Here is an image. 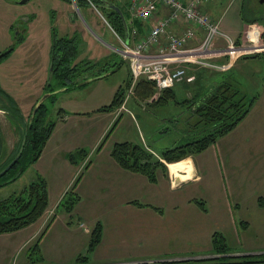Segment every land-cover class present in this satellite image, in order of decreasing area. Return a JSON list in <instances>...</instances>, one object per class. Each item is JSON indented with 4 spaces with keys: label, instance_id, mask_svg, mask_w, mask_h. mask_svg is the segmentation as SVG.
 <instances>
[{
    "label": "crops",
    "instance_id": "0c3cea01",
    "mask_svg": "<svg viewBox=\"0 0 264 264\" xmlns=\"http://www.w3.org/2000/svg\"><path fill=\"white\" fill-rule=\"evenodd\" d=\"M123 8L129 29L127 42L125 37H119L108 26L114 38L108 43L103 42L104 48L97 47L96 56H90L86 51L88 43L84 35L82 40L85 50L83 48L80 55V45L75 41V61L91 62L95 66L77 72L72 87H53V93L60 94L59 108L62 111L57 113L54 126L38 158L30 164L33 178L40 175L45 180L47 205L30 224L0 233V264H10L14 254L28 250L30 252L26 257L24 255L19 261V264H26L32 257L31 247L35 243L42 264H71L78 254L85 253L92 229L97 223L101 225V236L88 254L87 264H158L171 260L241 255L264 249L248 238L264 232V70L258 67L253 71L256 80L249 81L248 86L254 100L249 111L233 129L200 152L166 162L161 157L162 150L177 145V141L164 142L161 144L162 149L156 150L153 147L155 139L145 136L136 112L146 111L147 115L143 116L155 118V132H160V126L169 119L167 109L163 115H160L161 112H152L148 101L143 105L134 100L135 96L127 97L124 92L119 106L105 111L98 110L108 105L114 93L123 87L129 76L131 78L127 66L120 61L127 59L119 53L117 41L132 45L148 31L150 25L140 20L130 22L128 3ZM216 8V0L202 3V9L218 21L213 15ZM70 11H73L71 6L65 7L64 13L53 11V15L62 21L64 16L68 19L67 22L57 23L59 28L61 24L65 27L66 23L72 21ZM165 11L161 10L159 15ZM93 21L98 26L96 20ZM255 25L261 29L264 40V27L253 18L247 19L236 29H230V38L234 42L244 43L247 30ZM181 27L178 24L171 25L175 31ZM201 37L202 32L198 30L195 41H200ZM224 43L221 37L215 40L218 46ZM109 51H113L116 56L111 52L109 54ZM261 53L246 59L262 57L264 61V52ZM106 55L110 56L104 62L101 58ZM114 57L120 59V62L114 61ZM227 59V56L215 58L217 62H225ZM112 62L114 67L110 65ZM50 63L51 56L49 66ZM121 65L126 66V75L121 81L103 82L106 86L102 89L94 86L97 84L93 83L107 81L114 69ZM104 66L109 69H104ZM98 68L102 70L98 71ZM194 68L215 74L206 84L207 87L217 78L211 88L204 87L205 91L201 88L197 94L213 89L221 80L226 79H220L218 75L228 70L201 66ZM44 69L40 72H44ZM240 75L245 76V73ZM199 77L196 73L192 82L181 81L175 85L184 83V89L180 90L188 92L187 87L193 89ZM89 87V94L84 93L83 90ZM242 92L247 96L244 89ZM137 126L142 131L135 137L130 132ZM164 132L162 128L160 133H167ZM120 141L141 144L164 163V168L156 170L154 181L142 173L118 165L110 155V150L115 142ZM79 149L83 155L76 154V161L71 162L68 154ZM173 163L180 164L172 169L170 166ZM69 192L75 193L78 198L71 211L67 212L60 203ZM198 200L203 202L204 209L197 203ZM214 232L224 236L228 247L231 243L237 248L229 247L230 252L225 254L214 253L211 245ZM243 239L247 245H242ZM242 247L244 249H240ZM258 252L264 253V250Z\"/></svg>",
    "mask_w": 264,
    "mask_h": 264
},
{
    "label": "rangeland",
    "instance_id": "374dc122",
    "mask_svg": "<svg viewBox=\"0 0 264 264\" xmlns=\"http://www.w3.org/2000/svg\"><path fill=\"white\" fill-rule=\"evenodd\" d=\"M108 1L113 4H118V6L120 7H125L128 3L129 10L127 9V11L130 14V0ZM206 1L208 0H205V2ZM216 2L217 8L216 10H214L213 15L219 21L218 27L220 28V30L224 31V33L226 32L229 37L232 36L230 29H236L237 27L243 25V23L247 19L253 18L264 27V0H216ZM67 3L73 10L69 12L72 21L66 23L65 27L63 24H61L62 27L59 28L57 23L67 22L66 20L68 19L64 16V20L62 21V19H60L57 15H53V11L55 12L56 10H58L59 12L64 13L65 7L70 8V6L68 7ZM107 12H109V10L104 9V11H102L100 8H97L88 0L86 1L85 6L81 8L77 7L76 0H70L69 2H66L64 0H28L25 3H20L19 0H0V53L12 47V50L7 52V54H5V56L0 59V87L15 99L22 115L25 118L29 115L32 106L33 104H35L37 99L40 96L47 94V83L50 82L52 86H55V81L52 77L50 79L49 72L51 66V63L49 66V62L52 53V41L54 37L57 38L56 45L60 48L58 49L57 53L60 54L62 52V48L67 40L73 39L74 43L75 41H78L80 45L78 51V55H80V51L83 50V48L85 50V46L83 45L82 40V35H84L85 40L88 43L86 51L90 56H96L97 47L104 48L102 43H108L114 38L108 29V27H112L105 17V14ZM90 14H92V17H94V19L98 23V26L95 24V22L93 21L94 19L90 16ZM133 21L135 22V20ZM73 23L76 24V26L73 25ZM80 28H82L83 31ZM253 28H257V31L259 32V36L257 35L259 44L264 45V40H262L260 32L261 29L256 25L253 26ZM112 31L114 30L112 29ZM227 31H229L230 34ZM249 37L256 39V32L254 31L253 35H250ZM237 43L239 42L237 41ZM243 44L249 45L250 43L245 40ZM117 46L119 49H121L123 44L117 41ZM110 52L112 55L116 56L113 51H109V54ZM261 52H264V49L257 52H252L250 54H242L238 56L237 58L239 59L236 60L237 58H235L236 61L230 64L228 70L219 73L218 76L220 77V79L226 78V80H230L231 82H233L238 87L241 93H244L242 92L244 89L247 97L250 98L252 94L251 88H249L248 86V82L251 80H256V77H254L256 74L253 73L256 68L259 67L264 70V61L261 59L262 57L258 58V56H256V58L258 59L247 60L246 58L255 54H259ZM108 56L110 55L104 56L103 58H101V60L105 62V59H108ZM119 60L120 59H115L114 57V61ZM69 61L72 64H77L79 68L85 66L84 63H79L74 59H70ZM120 61H123L125 63L130 72V65L128 60L123 59ZM110 65L114 67L113 62ZM125 65H121L120 68H115L114 72L110 74V77L107 81L93 83L97 84L94 86L103 88L104 86H106V82L119 80L121 81L126 75ZM44 68H46L47 70L45 71ZM43 69L44 72H40V70L42 71ZM104 69L107 70L109 69V67L104 66ZM98 70H101V68H98ZM185 70L187 74H194L195 76V74L197 73V76H200V79H196V81H198V84L193 89L187 87L188 92L186 90L184 92H181L180 90L182 88L184 89V83L175 85L172 88L173 97L167 101V105H165V103L163 102L158 101V97L161 94V91L157 90L155 87L150 86L151 84L144 81L143 78L138 77L137 79L132 80L129 76L128 79L130 81L129 84H127L128 86L125 83L123 84V86H127L124 90L127 97L135 96L134 100H136L138 103H143V105L148 101V105H150V110L152 112H161L160 115H163L165 114V109L168 110L167 118L169 119L167 120V122H164L160 126L161 130H159L162 133V128H164L165 132H167L166 134L155 132L157 120L155 118H150L149 116H143L147 115L145 113L146 111L136 112L138 123L139 125H141V129L144 131L145 136H149L151 140L155 139V141L153 142V147L156 150H161V147H163L161 146V144L164 142L171 143L173 141H177V143H179V140L183 137V135L191 134L192 132L197 131L200 128L201 122L198 121L199 116L193 113L190 103H193V101L195 102L197 98L202 95L197 94L199 93V90L201 88V90H204L205 88H211L214 83L217 82L216 78L214 79L215 82L212 81L211 84L209 83L210 87H207L208 85L206 86V84H208V82L211 81L213 79V76L215 75L212 71L202 69L197 70L196 68H186ZM187 71H189L190 73H188ZM243 72L245 73V76L240 75ZM88 90H90V87L84 89L83 92L85 93ZM86 94H89V92H87ZM55 95V101H50L48 96L44 99V103L46 104L47 109H45L42 117L44 116L47 120H53L57 117V111L60 107L61 100L60 94ZM14 96H16V98ZM131 98L132 97H130V100ZM173 98L175 99V101ZM0 128L6 147V152H9L13 148L15 142L18 140L19 133L11 125L6 113L2 109H0ZM146 129L148 131H146ZM142 130H140V128L137 126L130 133L131 135L136 137L138 132ZM34 178L31 174V167L29 165L27 169L23 171V173L16 179L6 184L0 185V199L20 192L22 188L30 181H33ZM246 234L247 233H245V237ZM248 238L250 239V242L255 241L257 245H262L264 247V232ZM229 245L231 249L237 248L236 246H234V244L229 243ZM242 245H247L246 240L243 239ZM240 249L244 248L242 247ZM263 250L264 249L254 250L255 252H246L245 254L255 256L263 254L261 252H258ZM29 252L28 250H25L21 253L18 252L14 254V256L10 260V264H19V261L23 259L24 255L26 257L27 253ZM31 256L32 257L26 264H42L41 262L32 260L35 256ZM87 263L88 260L86 263L76 264Z\"/></svg>",
    "mask_w": 264,
    "mask_h": 264
},
{
    "label": "trees",
    "instance_id": "16d2710c",
    "mask_svg": "<svg viewBox=\"0 0 264 264\" xmlns=\"http://www.w3.org/2000/svg\"><path fill=\"white\" fill-rule=\"evenodd\" d=\"M64 1L69 2L70 0ZM86 1L87 0H76L77 7L81 8L85 6ZM88 1L97 8H100L102 11H104V9L109 10V12L105 14L107 21L110 23L116 34L119 37L124 38L126 31L124 23L119 13L107 6L106 2H108V0ZM115 6L119 8L123 18L126 20L123 6L120 7L118 4H115ZM127 31L129 33L128 27ZM56 41L57 38L54 37L52 41L51 67L49 72L55 81V85H59L58 87L69 88V85H71V87L72 85H75L74 76L77 72L93 69L95 63L87 61L81 62L84 63L85 66L79 68L77 64H72L69 61L70 59L75 60L74 57L76 47L74 40H67L60 54L57 53L60 48L56 45ZM10 50H12V47L8 48L4 52H1L0 59ZM140 78H143L144 81L151 84L150 86L155 87L153 82L146 80L144 77ZM129 81L130 80H127L125 84H129ZM126 85L120 87L114 93L113 98L108 105L101 106L98 110L105 111L119 106L124 97V90L128 86ZM53 87L54 86H52L50 82L46 85L50 101H53L55 98ZM172 94L173 92L171 87L165 88L161 90L158 101L166 103L173 97ZM0 97V109L4 110L9 122L19 133V138L15 142L13 148L9 152H6L0 128V170L15 156L20 146L21 138L23 134L26 133L25 144L19 158L15 164L0 177V185H3L16 179L38 158L54 126L55 119L47 120L44 116L42 117L45 109H47L46 104L44 103L45 101L40 103L33 114L30 111L29 115L25 118L22 115L15 99L1 87ZM253 100L254 96L248 98L240 92L238 87L233 82L226 79L221 80L213 87V89L206 91L200 95L195 102L193 101V103H190L193 113L199 116L198 121L201 122L200 128L191 134L183 135V139L181 138L177 145L162 150L161 157L166 162H173L205 149L218 137L226 134L237 125V123L249 111ZM59 111H62V109L59 108L57 112ZM79 153L83 155L81 149L69 153V160L71 162H75L76 154ZM110 155L122 168L142 173L151 181L155 180L156 170L158 168L165 167L164 163L156 158L143 145L130 141L115 142L111 147ZM77 198L78 196L75 193L69 192L65 194L61 200L60 206L69 212L71 211L74 203L77 201ZM197 203L202 207L204 206L203 202L200 200H198ZM46 205V183L43 177L37 175L34 180L25 185L20 192L0 199V233L17 230L35 221L44 211ZM100 236L101 225L97 223L92 229L85 253L78 254L72 264L86 263L88 260V254L99 242ZM211 245L214 253L225 254L230 252L224 236L219 232L213 233ZM37 249V243H35L34 246L31 247L32 252L30 255L35 256L32 260L40 262L42 257L38 253ZM261 262H264V253L255 256H251L250 254H241L217 256L210 259L171 260L162 261L158 264H251Z\"/></svg>",
    "mask_w": 264,
    "mask_h": 264
},
{
    "label": "built area",
    "instance_id": "2783aa9c",
    "mask_svg": "<svg viewBox=\"0 0 264 264\" xmlns=\"http://www.w3.org/2000/svg\"><path fill=\"white\" fill-rule=\"evenodd\" d=\"M204 1L130 0L129 21L140 20L150 24L142 37L132 45L122 41L123 46L119 49L129 62L132 80L144 77L161 91L181 81L192 82L195 76L187 74L186 68L201 66L223 71L228 69L238 56L264 49L257 36L256 39L249 37L250 33L257 31L253 27L246 32L249 45L235 43L220 30L218 21L202 9ZM163 9L166 11L159 15ZM173 24L182 27L175 31L171 29ZM198 30H201L202 37L196 42ZM258 33L257 31L259 36ZM218 37L224 39V45L215 44ZM221 56H227L228 59L225 62H217L215 58Z\"/></svg>",
    "mask_w": 264,
    "mask_h": 264
},
{
    "label": "water",
    "instance_id": "95a60500",
    "mask_svg": "<svg viewBox=\"0 0 264 264\" xmlns=\"http://www.w3.org/2000/svg\"><path fill=\"white\" fill-rule=\"evenodd\" d=\"M28 0H19V2L20 3H25V2H27ZM107 3V6L109 7V8H112V9H114L115 11H117L118 13H119V15H120V17H121V19H122V21H123V23H124V26H125V42H127V40H128V31H127V25H126V21H125V19L123 18V15L121 14V12H120V10H119V8L118 7H116L115 5H113L111 2H106ZM49 95V93H47V94H44L43 96H40L38 99H37V101L35 102V104H34V106H33V108H32V110H31V113L33 114L34 112H35V110H36V108L40 105V103L41 102H43L44 101V99H45V97H47ZM25 140H26V133H24L23 134V136H22V138H21V142H20V146H19V148H18V150H17V152H16V154H15V156L0 170V177L9 169V168H11L14 164H15V162L17 161V159L19 158V156H20V154H21V152H22V149H23V147H24V144H25Z\"/></svg>",
    "mask_w": 264,
    "mask_h": 264
},
{
    "label": "bare ground",
    "instance_id": "6f19581e",
    "mask_svg": "<svg viewBox=\"0 0 264 264\" xmlns=\"http://www.w3.org/2000/svg\"><path fill=\"white\" fill-rule=\"evenodd\" d=\"M253 33H254V32H253ZM253 33H250V35L252 36ZM250 35H249V36H250ZM255 38H256V37H255ZM236 50L238 51L239 49H235V51H236ZM179 164H180V163H173V164H171L170 167L173 169V168L177 167Z\"/></svg>",
    "mask_w": 264,
    "mask_h": 264
}]
</instances>
